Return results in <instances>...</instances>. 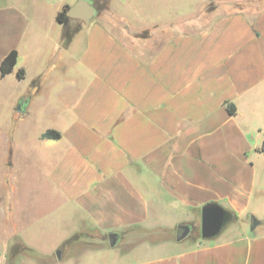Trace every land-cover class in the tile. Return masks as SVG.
Listing matches in <instances>:
<instances>
[{
	"label": "crops",
	"instance_id": "1",
	"mask_svg": "<svg viewBox=\"0 0 264 264\" xmlns=\"http://www.w3.org/2000/svg\"><path fill=\"white\" fill-rule=\"evenodd\" d=\"M75 1L0 0V65L18 50L0 75L13 119L0 150V264L13 246L35 264H264V0L218 1L214 22L192 29L188 13L109 0L65 43L56 16ZM47 129L62 136L42 138ZM19 171L33 178L22 197ZM209 203L232 216L203 238ZM182 223L200 234L178 241Z\"/></svg>",
	"mask_w": 264,
	"mask_h": 264
},
{
	"label": "rangeland",
	"instance_id": "2",
	"mask_svg": "<svg viewBox=\"0 0 264 264\" xmlns=\"http://www.w3.org/2000/svg\"><path fill=\"white\" fill-rule=\"evenodd\" d=\"M218 1H226V0H131L130 3L127 4V6H124V8H127L129 10H138V11H144V12H150V10H164V11H170V12H176L181 11L184 13L189 14V27L192 29V27L201 24H211L214 22V20L217 18V12H222L226 9L227 4L222 3L221 8L217 10L215 8L217 6ZM94 3H96V7L98 11L103 9L104 7H107L109 4V0H93ZM227 2V1H226ZM119 7V6H118ZM123 7V6H122ZM203 7H206V9L203 11ZM207 7L209 8H215L211 11L207 10ZM85 23L84 20L80 18H75L71 21L70 27L72 29H75L78 26H82ZM83 40L79 39V47L81 46ZM79 49V48H78ZM6 98L0 97V150L1 154L4 151L6 152L9 132L11 131L12 127V121L13 119L10 117H7L6 115ZM50 115V118L45 119V122H49L48 120H54L53 113H48ZM38 121V113L33 115L32 119L27 120L23 122V124H20L19 132H29L32 131L31 127H34L37 125ZM34 124V125H33ZM35 130V129H34ZM22 135H25L23 133ZM7 153V152H6ZM33 165H26V168L24 169L28 170ZM22 171V169H21ZM19 171V177L21 180V188H20V196H24L25 188H23V181L31 180V176H27L26 173L22 175L23 172ZM47 194V193H46ZM53 201H47L46 203V210L47 212L50 210V208L53 207ZM250 226H252V218L250 220ZM193 232L196 233V235L200 234L199 227L195 226ZM155 234H146L145 232L140 233L138 240H144V239H154ZM16 250L13 251L10 250L9 256L5 259L4 264H35L34 261L31 260L32 256L31 253L25 250L20 249L19 246H16ZM16 252H18V255H15ZM26 257H23V256ZM37 261V260H36ZM37 264H67V262H60V261H53L52 259L44 258V260H39Z\"/></svg>",
	"mask_w": 264,
	"mask_h": 264
},
{
	"label": "water",
	"instance_id": "3",
	"mask_svg": "<svg viewBox=\"0 0 264 264\" xmlns=\"http://www.w3.org/2000/svg\"><path fill=\"white\" fill-rule=\"evenodd\" d=\"M98 10L91 0H76L68 9V15L73 18H80L89 24L97 15ZM231 213L217 203L206 204L202 208L201 233L203 238H211L220 233L225 224L231 219ZM256 220L252 217V228L256 225ZM190 224L182 223L177 226L176 239L181 241L191 234ZM119 240L118 232L109 234L111 246H115ZM58 256L60 252L58 251Z\"/></svg>",
	"mask_w": 264,
	"mask_h": 264
},
{
	"label": "trees",
	"instance_id": "4",
	"mask_svg": "<svg viewBox=\"0 0 264 264\" xmlns=\"http://www.w3.org/2000/svg\"><path fill=\"white\" fill-rule=\"evenodd\" d=\"M107 1V0H106ZM96 7V3H93ZM70 5L65 4L63 8L57 13L56 19L59 23L65 25V32H64V40L65 43H69L76 31L79 29V26L76 27L75 29H72L70 27L71 20L73 19L71 16L68 15V9ZM97 8V7H96ZM98 10V9H97ZM18 61V50L17 49H12L2 60L1 65H0V75L1 77H5L9 73L13 72ZM17 78L18 79H23L26 76V71L25 69L19 68L17 70ZM38 80L33 81V86L37 84ZM227 107L231 113H235L236 111V106L234 103L227 102ZM42 138H48V139H59L62 134L59 130L56 129H47L42 133ZM261 150L264 151V146L261 148ZM16 246L12 247V250L15 251Z\"/></svg>",
	"mask_w": 264,
	"mask_h": 264
},
{
	"label": "flooded vegetation",
	"instance_id": "5",
	"mask_svg": "<svg viewBox=\"0 0 264 264\" xmlns=\"http://www.w3.org/2000/svg\"><path fill=\"white\" fill-rule=\"evenodd\" d=\"M191 228H192V231L194 230V226L193 225H191Z\"/></svg>",
	"mask_w": 264,
	"mask_h": 264
}]
</instances>
